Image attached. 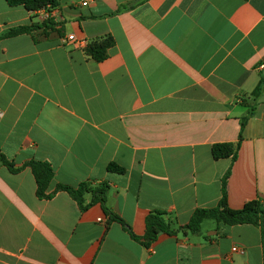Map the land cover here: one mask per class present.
<instances>
[{
  "label": "crops",
  "instance_id": "crops-1",
  "mask_svg": "<svg viewBox=\"0 0 264 264\" xmlns=\"http://www.w3.org/2000/svg\"><path fill=\"white\" fill-rule=\"evenodd\" d=\"M55 8L58 26L0 0V36L38 26L0 39V153L22 168L0 163V264H263L253 225L205 220L197 234L142 239L151 213L178 228L219 206L228 170L229 208L264 203V90L253 96L264 78V0H59ZM107 37L115 44L96 62L85 49ZM241 131L237 159H214L212 147L237 143ZM32 161L54 171L47 194L107 183L106 203L82 210L66 192L39 198L24 167Z\"/></svg>",
  "mask_w": 264,
  "mask_h": 264
},
{
  "label": "trees",
  "instance_id": "trees-1",
  "mask_svg": "<svg viewBox=\"0 0 264 264\" xmlns=\"http://www.w3.org/2000/svg\"><path fill=\"white\" fill-rule=\"evenodd\" d=\"M10 7L23 6L31 13H35L43 7L52 6L56 7L59 0H6ZM126 9V8H124ZM38 26L32 25L30 27H19L9 30L0 36V39L14 37L17 35L32 32ZM115 42L112 37H107L102 40L91 42L85 49V52L91 56L96 62H102L108 57L109 50L114 46ZM264 90V78H262L253 92L255 99H258ZM253 115V110L244 117L241 121L242 131L247 125L250 117ZM242 131L237 143L217 144L212 147V155L214 159L232 158L233 161L237 159L238 151L242 141ZM0 163L6 166L13 173L19 172L22 168H17L14 163L9 161L7 157L0 153ZM24 167L31 168V171L37 183V196L41 199H50L58 192H66L69 194L79 205L82 210L88 206L100 202L106 203L107 195L109 192V185L107 183L94 184L93 182L82 183L78 188H73L66 185H58L55 192L47 194V190L54 178V171L52 167L45 162L32 161L25 164ZM109 170L117 173H124V169L116 164H110ZM230 170L226 172L223 178V197L219 206L210 209H197L189 221L184 226L173 228L172 223L168 221L163 213H151L146 219V234L142 241L146 246H150L152 242L157 240L160 234H176L178 232H190L197 234L201 230L202 223L205 220H214L217 223H222L227 226L237 225H253L258 227L261 232V240L263 247V264H264V203L260 200H253L245 204L242 209L233 210L227 204L226 196V182L230 176ZM91 196V202L86 204V197ZM107 214L113 221L123 224L130 232L134 239H138L131 231L130 227L117 215L113 214L109 209H106Z\"/></svg>",
  "mask_w": 264,
  "mask_h": 264
},
{
  "label": "built area",
  "instance_id": "built-area-1",
  "mask_svg": "<svg viewBox=\"0 0 264 264\" xmlns=\"http://www.w3.org/2000/svg\"><path fill=\"white\" fill-rule=\"evenodd\" d=\"M83 6H87L88 2L84 1L82 3ZM38 14L40 16V19L42 22H50L55 24L56 26L61 24V14L59 13V11L57 10V8L52 7V6H47V7H43L40 10H38ZM69 41H75V37L74 36H69L68 37ZM260 70H264V63H262L259 66ZM0 116H2V112L0 111ZM101 221V220H99ZM233 252H241L243 253L244 250L243 249H239L238 247H234L232 249Z\"/></svg>",
  "mask_w": 264,
  "mask_h": 264
}]
</instances>
